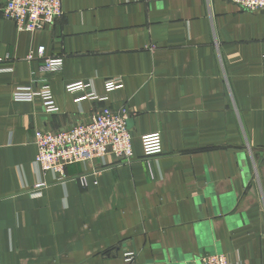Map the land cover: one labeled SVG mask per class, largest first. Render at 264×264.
<instances>
[{
	"label": "crops",
	"instance_id": "obj_1",
	"mask_svg": "<svg viewBox=\"0 0 264 264\" xmlns=\"http://www.w3.org/2000/svg\"><path fill=\"white\" fill-rule=\"evenodd\" d=\"M3 4L0 264H126V247L137 264H188L205 253L264 264V10L63 0L53 25L27 31ZM40 47L63 57L61 69L27 60ZM33 75L50 83L57 111L40 96L14 98ZM114 76L123 84L108 92ZM76 81L91 86L68 92ZM90 92L98 97L82 98ZM104 107L131 112L133 161L71 164L62 181L38 169L37 129L68 128ZM155 132L163 154L149 163L142 137Z\"/></svg>",
	"mask_w": 264,
	"mask_h": 264
},
{
	"label": "built area",
	"instance_id": "obj_2",
	"mask_svg": "<svg viewBox=\"0 0 264 264\" xmlns=\"http://www.w3.org/2000/svg\"><path fill=\"white\" fill-rule=\"evenodd\" d=\"M226 1L242 9L264 10V0ZM3 3V16L15 21L20 30L44 29L53 25L64 14L63 0H3ZM44 53L45 47H40L37 52H31L27 60L42 59L41 69L45 72H55L61 69L64 61L62 56H45ZM3 60L4 58L0 57V61ZM105 84L107 91L110 92L122 86L123 78L121 76L107 77ZM90 86L89 81H76L68 83L66 90L75 92L85 90ZM37 96L43 98L47 112L58 110L52 87L47 79L33 75L28 85H18L14 90L16 100L32 101ZM85 97L97 98L98 95L90 92L82 98ZM130 117L131 112L127 107L117 110L104 107L91 115L89 120L79 121L68 128L37 129L32 139L37 148L35 165L44 173L52 172L56 181H62L67 179L66 168L71 164L102 159L109 155L115 157L118 163L133 161L132 134L128 126ZM142 141L145 158L149 163L163 154V139L160 132L144 135ZM150 169L153 176L151 165ZM81 179L84 181V176ZM46 186L47 183L42 181L35 187L41 189ZM123 254L126 264H137L135 250L126 247ZM188 264L232 263L224 253H205Z\"/></svg>",
	"mask_w": 264,
	"mask_h": 264
}]
</instances>
